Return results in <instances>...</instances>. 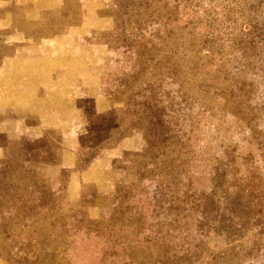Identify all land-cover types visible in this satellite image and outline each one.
Returning <instances> with one entry per match:
<instances>
[{"label":"rangeland","instance_id":"obj_1","mask_svg":"<svg viewBox=\"0 0 264 264\" xmlns=\"http://www.w3.org/2000/svg\"><path fill=\"white\" fill-rule=\"evenodd\" d=\"M165 1L0 0V264H21L9 258L16 250L10 240L17 233L18 241L37 254L29 264H72L77 251L97 260L102 252L97 240L85 244V235L78 250L72 244L93 226L90 220L139 225L149 217L136 198L137 211L126 215L125 204L119 206L113 195L133 177L125 170V158L136 151L160 153L168 138L167 128L158 131L160 117L178 115L175 110L184 105L181 95L175 96L171 114L165 99L162 115L153 108L139 112L132 128L123 113L127 93L156 80L150 72L136 75V66L131 67L145 50L132 38L138 14L158 16L161 22ZM147 27L148 39L165 38L162 31L149 35L152 28ZM160 40L153 41V50H145V58L163 55V47L171 46ZM158 47L163 50L156 52ZM122 72L133 75L121 79ZM203 82L190 77L184 84L194 99L193 130L187 126L179 132L191 149L186 146L192 156L188 175L203 185L211 180L219 189H231L233 181L223 176L224 169L231 171L219 160L223 147L231 143L241 156L257 155L258 150L249 132L214 103L213 93L206 94ZM160 86L171 97L179 89L170 79L161 80ZM143 183L150 191L148 181ZM215 199L204 195L200 210L193 208L188 217L202 228L191 245L186 242L183 256L191 264H219L217 256L248 244L255 235L245 225L244 192L232 196L231 207ZM180 256L174 260L182 261Z\"/></svg>","mask_w":264,"mask_h":264},{"label":"trees","instance_id":"obj_2","mask_svg":"<svg viewBox=\"0 0 264 264\" xmlns=\"http://www.w3.org/2000/svg\"><path fill=\"white\" fill-rule=\"evenodd\" d=\"M164 4L166 16L161 18V22L158 16L138 14L139 22L132 38L135 44L139 43L138 47L153 50V41L160 39L146 37L149 25L152 28L149 35L154 32L155 37L162 31L165 38L160 42H171V46L163 47V55L158 53L154 59L145 58V50L138 53L140 57L131 65L137 68L135 74L150 72L156 80L130 90L123 113L128 116L127 121L132 128V121L139 112L153 108L155 115H162L165 99H168L167 106L171 112L175 108L171 104L175 96L181 95L184 105L181 108L178 105L175 110L178 115L173 111L171 117H160L163 125L158 131L162 134L167 128L169 139L161 142L164 146L159 149V154L136 151L131 158H125V170L133 177L129 183L122 184L121 191L119 186L116 187L113 195L115 200H119V206L125 204L122 212L126 215L137 211L134 206L136 198L140 206L149 210V217L139 225L90 220L93 226L84 229L80 234L83 236L73 239L72 244L78 250L86 235L85 244L87 239L91 243L98 241L101 256L97 260L88 259L77 251L72 264H165L167 260L168 264H191L183 256L186 242L191 245V239H196L202 232L200 222L188 218L192 209L200 210L204 195L206 198L216 195L214 203L231 207L232 196L242 192L246 194L248 207L245 225L252 226L255 235L247 241L248 244L231 247L217 256V261L219 264H264V0H166ZM155 23L161 28L155 27ZM159 49L163 50L158 47L156 52ZM132 75L133 72L131 75L122 72L119 78ZM190 77L204 81L202 87L206 94L213 93L217 99L214 103L224 108L222 112L231 116L234 123L242 125L254 138L257 155L241 156L231 143L221 151L219 160L224 161L231 171L230 174L224 169L223 175L225 180L233 181L231 189H219L211 180L203 185L188 175L192 171L188 167L192 160L191 149L184 144V139H179V132L183 134L187 126L193 130L194 99L184 89ZM164 79H170L179 88L172 97L171 91L166 94L161 86L157 87ZM150 171L154 173L148 174ZM186 175L192 180L186 179ZM145 180L150 191L144 183L142 185ZM140 185L144 186L141 193ZM118 191L121 194L117 196ZM202 214L201 210L199 215ZM225 226L230 232V223L225 222ZM76 228L81 227L78 225ZM232 233L235 235L234 231ZM14 236L10 242L16 250L10 260L29 264L33 255L37 258L33 247L18 241V233ZM178 256L182 261L174 260ZM199 263L192 261V264Z\"/></svg>","mask_w":264,"mask_h":264}]
</instances>
